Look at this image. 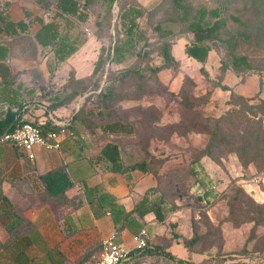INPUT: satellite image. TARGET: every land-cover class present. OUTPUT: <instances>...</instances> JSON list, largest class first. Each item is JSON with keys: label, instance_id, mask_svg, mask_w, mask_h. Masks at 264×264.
Segmentation results:
<instances>
[{"label": "rangeland", "instance_id": "1", "mask_svg": "<svg viewBox=\"0 0 264 264\" xmlns=\"http://www.w3.org/2000/svg\"><path fill=\"white\" fill-rule=\"evenodd\" d=\"M185 1L193 8L222 10L225 25L219 40L209 42L204 63L183 51L192 36L173 0H115L109 13L97 0L86 9V21L58 17L79 45L68 61L77 75L91 71L101 45H113L114 24L129 4L144 10L137 30L148 40V54L137 53L144 42L141 38L117 68L161 63L153 30L157 23L173 30L172 53L179 60L178 66L162 68L150 79L114 75L111 80L119 98L102 105L92 94L102 88L113 68L109 61L98 88L76 97L60 119L81 108L82 120L74 121L76 126L102 142L117 143L125 165L146 160L156 180L155 190L164 201L167 233L160 243L171 247L176 257L191 264H264V210L259 207L264 206V0ZM48 10L50 19L54 10ZM103 14L100 26L97 21ZM239 31L251 36L239 38L236 46L237 54H245L250 61L249 69L234 68L221 41ZM47 56L44 51L35 56L20 81L25 87L40 81L42 94L65 100L61 81L67 72L58 76L57 83L50 81L48 73L43 76L40 65ZM115 120L129 124L132 131L104 130L106 123ZM217 120L222 131L207 155L204 151ZM203 163L212 166L209 177ZM248 183L257 186L261 198L254 196ZM258 217L261 223L255 224Z\"/></svg>", "mask_w": 264, "mask_h": 264}, {"label": "crops", "instance_id": "2", "mask_svg": "<svg viewBox=\"0 0 264 264\" xmlns=\"http://www.w3.org/2000/svg\"><path fill=\"white\" fill-rule=\"evenodd\" d=\"M0 6L11 20L28 23L26 34L32 39L42 23L50 20L49 10L42 9L35 0H0ZM55 23L57 39L65 36L67 32L63 26L58 20ZM12 38L7 32L0 31V43ZM68 39L75 41L69 34ZM77 46L70 57L58 61L54 55L57 45L36 42V56L41 51L48 53L46 62L40 65L42 75L48 73L52 79L48 77L47 80L57 83L58 76L67 72L62 85L71 69L75 70L76 76H82L68 64L79 50ZM23 50L20 46L11 47L9 56L2 60L10 73L17 76L14 83H5L0 75V112L8 106L16 109L15 105L23 103L21 119L47 130L49 115L62 120L61 115L67 114V105L71 107L73 101L61 100L63 96L50 99L42 94L40 81H35L31 87L22 84L23 69L34 59L24 58ZM74 111H70L65 119H69ZM85 131L88 130L70 120L59 134V147L36 145L32 159L18 146L0 143V264H86L99 255L103 239L111 235L131 250L120 264H175L163 255L134 249L133 235L142 228L147 230L149 247L162 246L161 238L167 233L165 218L158 221L153 212L159 201L153 174L138 167L114 170L111 162L100 153L107 141L102 142L97 135L90 133L89 136ZM59 165L65 167L72 186L65 192L64 204L52 207L41 201L43 187L39 175ZM203 165L209 177L212 166ZM247 185L254 196L260 197L256 185ZM165 249L174 254L171 247Z\"/></svg>", "mask_w": 264, "mask_h": 264}, {"label": "trees", "instance_id": "3", "mask_svg": "<svg viewBox=\"0 0 264 264\" xmlns=\"http://www.w3.org/2000/svg\"><path fill=\"white\" fill-rule=\"evenodd\" d=\"M35 1L39 3L42 9L46 11H48L50 8L54 10L50 20L48 22L42 23L40 31H38L34 36L35 39H32L26 34L28 29L27 22L23 20H11L3 7L0 6V31H5L13 36V38L9 41H6V43H0V75L2 77V81L5 83H14V79L17 76L16 74H11L8 65L2 61L9 56V48L11 47L13 48L15 46H20L22 49H24V52H22V56L24 58H34L36 56V42L41 45H51L53 47L57 45L58 49H54V55L58 61H64L70 57L78 49V46L75 41H69L67 33L65 36H60L57 39V29L55 22L58 20V17L65 16H71L77 18L80 21H86L88 18L86 9L97 0ZM99 1L103 5L105 13H109L113 3L115 2V0ZM173 4L175 8L181 10L179 19L180 21H187V31L192 36L191 41L186 42L183 45V51L185 55L195 59L200 63H204L210 50L209 42L213 40H219V32L225 25L221 8L206 6L193 8L191 4L185 0H173ZM143 13L144 10L142 8L131 4L121 11L117 21L114 24V43L112 46H100L91 72L78 77L76 76L74 69L69 71L68 77L64 83V87L66 89L64 98L66 101H73L86 90L97 89L100 79L103 75L105 65L109 61L113 63V68L107 73V78L102 88H100V90L96 93L92 94V96L98 99L102 105H105L111 100L114 101L119 98V94L115 92V85L111 80L114 75L117 74L116 76L119 75L122 78L127 77V75H135L139 81V78L150 79L157 76V73L162 68L178 66L179 60L176 59L172 53V47L174 44V41L172 40L173 30L170 27H163L161 23H157L153 26V30L157 33L159 40L157 48L161 63H154L150 65L145 63L146 67H140L136 64H133L129 67L117 68V65L121 63L126 52L133 49L141 38H144V42L140 45L137 53L141 55L148 54V51L146 50L148 40L145 36L140 35V32L137 30V20L143 15ZM103 16L104 14L97 21V24L100 26L103 25ZM235 18L237 19V17ZM107 28L110 30V22L107 23ZM250 37L251 36L249 34L239 31L234 35H230L224 39H221L225 46L226 53L230 58L231 65L234 68H251L252 65L247 56L245 54H237L236 52L238 39L242 38L244 40H248ZM112 72H114V74L109 76V74ZM15 106L16 109H11L12 106H8V108L0 112V136H2L4 131L13 130L18 122L24 121L21 119V108L23 103H19ZM69 120H82L81 108L74 111L69 116ZM61 128L62 127L57 126L56 131H59ZM209 128L210 125L206 124L205 129L208 130ZM104 130L110 132L129 133L132 131L129 124L118 120L106 123ZM43 131L46 130L43 129ZM221 131L222 129L219 125V121L217 120L214 128L211 130V137L205 148V154H211V148L215 144V139L219 137V133ZM100 153L102 157L111 162L112 168L114 170L122 171L138 167L143 171L150 172L145 159L136 161L130 165H125L121 155L120 147L113 141H107L101 148ZM39 182L43 187L41 192V201L43 203H49L52 207H57L64 204L66 199L65 192L70 186H72V181L63 165L56 166L40 174ZM163 204V199L159 197V201L156 203V207L153 209L158 221H163L166 216ZM259 207H263L264 210V206L259 204ZM254 223H261V217L256 219L254 218ZM141 252L163 255L164 257L171 259L173 262H175V264H191L185 262L182 258L176 257L169 250L165 249L164 246H147L144 249H141Z\"/></svg>", "mask_w": 264, "mask_h": 264}, {"label": "built area", "instance_id": "4", "mask_svg": "<svg viewBox=\"0 0 264 264\" xmlns=\"http://www.w3.org/2000/svg\"><path fill=\"white\" fill-rule=\"evenodd\" d=\"M49 122L50 127L43 131L39 124L29 120L20 121L13 130L0 136V143H12L23 149L27 157L32 159L34 158L33 149L36 145L45 148L59 147V134L69 125L70 120H57L49 115ZM57 126L62 128L56 131ZM133 243L135 250H141L148 246V234L145 228L133 235ZM130 251L125 245L115 240V235H111L103 239L99 255L86 264H120L128 257Z\"/></svg>", "mask_w": 264, "mask_h": 264}, {"label": "water", "instance_id": "5", "mask_svg": "<svg viewBox=\"0 0 264 264\" xmlns=\"http://www.w3.org/2000/svg\"><path fill=\"white\" fill-rule=\"evenodd\" d=\"M7 131H4V133L2 134V136L6 133Z\"/></svg>", "mask_w": 264, "mask_h": 264}]
</instances>
